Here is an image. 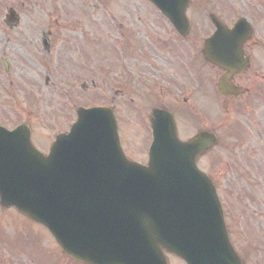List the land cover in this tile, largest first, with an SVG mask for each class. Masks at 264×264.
<instances>
[{
    "label": "water",
    "instance_id": "95a60500",
    "mask_svg": "<svg viewBox=\"0 0 264 264\" xmlns=\"http://www.w3.org/2000/svg\"><path fill=\"white\" fill-rule=\"evenodd\" d=\"M151 126L146 167L123 158L107 109H79L46 157L26 126L0 128V205L42 224L83 264H167L162 250L186 264H242L215 188L196 168L215 136L180 142L172 117L156 111Z\"/></svg>",
    "mask_w": 264,
    "mask_h": 264
},
{
    "label": "rangeland",
    "instance_id": "374dc122",
    "mask_svg": "<svg viewBox=\"0 0 264 264\" xmlns=\"http://www.w3.org/2000/svg\"><path fill=\"white\" fill-rule=\"evenodd\" d=\"M123 2L0 0V124L13 128L16 124L26 123L31 129L33 144L46 152L55 136L67 131L75 120V114L70 110L67 114L65 103L73 109L72 106L80 104L86 106L104 102L106 84L103 71H98L99 76L93 79L102 97H92L91 91L83 93L80 99L67 100L69 93L62 86V66L73 59L87 73V62L91 64L92 59L102 62L107 58L109 36L106 39L100 32H124L123 27L112 30L116 27H112L115 23L110 15V8L116 3L120 8ZM8 8H12L18 16L15 25L7 26L5 23ZM41 32H50L48 52L41 48ZM79 32H99L98 42L95 44L97 38L88 36L90 33ZM31 38L33 43H30ZM76 47L78 49L74 53L71 49ZM76 51H81L82 60L76 56ZM62 54H65L64 62ZM2 59L8 63L6 73ZM99 63L92 68H99ZM86 78L89 84L90 79ZM247 104L248 101L240 102L232 116H228L230 126L219 129V145L206 153L200 166L217 187L224 210L233 216L236 227L233 225L232 242L244 264H264V83L259 82L253 104ZM208 112L209 123L216 124L220 117L214 106L210 105ZM134 119L137 121L132 116L129 124L137 134L130 132V140L133 146L139 147L142 139L144 144L145 137L140 126H135ZM188 126L185 123L179 128L182 131ZM138 156L139 153H136L135 157ZM244 194H249V197ZM3 210L0 208V258L6 260L0 261V264H19L12 258L14 255H19L24 264L58 259L59 250L43 227L12 208ZM242 227L245 233L249 229V237L254 232L252 240L243 239L239 232ZM168 263L183 264L175 257L169 258ZM62 264L74 263L62 259Z\"/></svg>",
    "mask_w": 264,
    "mask_h": 264
},
{
    "label": "flooded vegetation",
    "instance_id": "af4514ba",
    "mask_svg": "<svg viewBox=\"0 0 264 264\" xmlns=\"http://www.w3.org/2000/svg\"><path fill=\"white\" fill-rule=\"evenodd\" d=\"M123 1L120 8L117 3L110 8V15L115 23L112 27H116L112 30L123 27L124 32H100L106 39L109 36L107 58L95 70L90 66L87 73L73 59L70 62L75 64L64 63L62 83L77 82L75 94L81 96L88 90L83 81L89 77L94 97L99 95L100 98L102 95L93 79L99 76L98 71H103L106 86L102 104L116 117L121 145L127 156L135 157L141 151L128 140L127 125L132 116L138 118L144 143L149 144V118L154 109L169 112L178 133L182 134L181 139L186 140L201 130L214 132L230 126L228 116H232L240 102L248 101L247 106L253 104L259 82L264 83V0H172L163 9L172 12L173 22L148 0ZM216 32H220L221 45L215 47L213 42L206 48L207 41ZM81 33L97 38L99 32ZM94 41L96 44L98 38ZM206 50L220 52L219 57L224 62L235 58L237 63L245 62L243 71L229 77L232 84H227V89L232 90L229 93L219 94V80L227 72L210 61ZM76 56L82 60L81 51H76ZM234 93L239 96L235 97ZM210 105L219 117L223 114L216 124L209 123ZM185 123L189 126L181 131L179 125ZM226 219L229 233L233 235L236 223L231 214L227 213ZM239 232L248 238L254 233L249 237V229L245 233L243 227ZM59 254L58 259L48 258L40 264H62V254ZM12 258L16 263H25L19 255ZM3 260L6 259L0 258Z\"/></svg>",
    "mask_w": 264,
    "mask_h": 264
}]
</instances>
